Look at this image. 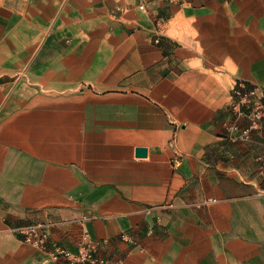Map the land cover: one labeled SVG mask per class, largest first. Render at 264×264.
I'll return each mask as SVG.
<instances>
[{"label": "crops", "instance_id": "crops-1", "mask_svg": "<svg viewBox=\"0 0 264 264\" xmlns=\"http://www.w3.org/2000/svg\"><path fill=\"white\" fill-rule=\"evenodd\" d=\"M240 84L264 103V0H0V264L84 238L111 264H264Z\"/></svg>", "mask_w": 264, "mask_h": 264}, {"label": "built area", "instance_id": "built-area-1", "mask_svg": "<svg viewBox=\"0 0 264 264\" xmlns=\"http://www.w3.org/2000/svg\"><path fill=\"white\" fill-rule=\"evenodd\" d=\"M233 100L230 109L235 113L237 119L244 118L247 121V127L240 133V137L247 138L252 131L264 127V103L263 95L256 87H249L240 84L232 91ZM237 123L231 126L233 131L238 130ZM180 159H172V166H180ZM19 232L23 235V240L33 244L41 249L48 246V235L40 231L39 225H26L20 227ZM122 237L127 239L124 234ZM106 241H94L84 238L78 244L76 250H70L63 245L53 242L49 248V254L52 258H63L68 264H111V259L99 254V246ZM117 264L119 262L117 261Z\"/></svg>", "mask_w": 264, "mask_h": 264}, {"label": "bare ground", "instance_id": "bare-ground-1", "mask_svg": "<svg viewBox=\"0 0 264 264\" xmlns=\"http://www.w3.org/2000/svg\"><path fill=\"white\" fill-rule=\"evenodd\" d=\"M32 1H34V0H32ZM36 3V2H35ZM38 3H40V2H38ZM43 3H44V1H43ZM36 5V4H35ZM41 8V7H40ZM48 8H49V6H48ZM180 14V13H179ZM179 20V19H178ZM182 26V25H181ZM176 37V36H175ZM184 37V36H183ZM185 40V39H184Z\"/></svg>", "mask_w": 264, "mask_h": 264}]
</instances>
